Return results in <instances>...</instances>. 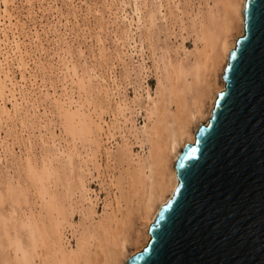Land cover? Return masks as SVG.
<instances>
[{
	"label": "rangeland",
	"instance_id": "obj_1",
	"mask_svg": "<svg viewBox=\"0 0 264 264\" xmlns=\"http://www.w3.org/2000/svg\"><path fill=\"white\" fill-rule=\"evenodd\" d=\"M5 1L0 264H55L113 218H122L128 238L124 261L146 245L147 221L136 208L150 184L151 143L168 145L155 129L166 96L182 93V115L203 100L206 115L196 114L192 132L210 118L224 72L200 56L206 38L222 31L226 0ZM238 31L229 33L231 45ZM133 171L144 182L139 191L128 183Z\"/></svg>",
	"mask_w": 264,
	"mask_h": 264
},
{
	"label": "water",
	"instance_id": "obj_2",
	"mask_svg": "<svg viewBox=\"0 0 264 264\" xmlns=\"http://www.w3.org/2000/svg\"><path fill=\"white\" fill-rule=\"evenodd\" d=\"M206 124L175 163L178 185L126 264H264V0H245Z\"/></svg>",
	"mask_w": 264,
	"mask_h": 264
},
{
	"label": "bare ground",
	"instance_id": "obj_3",
	"mask_svg": "<svg viewBox=\"0 0 264 264\" xmlns=\"http://www.w3.org/2000/svg\"><path fill=\"white\" fill-rule=\"evenodd\" d=\"M0 2H2L4 6V8L2 9L0 8V23H1V21L5 17L6 19L9 18L7 17V15L10 16V13L7 12L8 9H6L5 7L6 1L0 0ZM244 2L245 0H226V18H225V24L222 27V31L220 32L218 37H215L214 35H210L209 37L206 38L200 58L203 63L211 64L212 66L210 67L211 68L213 67L212 69L215 70L214 72L216 74L220 67L224 72L225 67L228 63L229 52L235 46L238 36H240L243 33ZM235 28L239 30L238 32L240 34L235 38L233 45H231L228 36L229 33L231 34V31ZM2 33H4V31H2ZM4 36L7 37L6 33H4ZM0 41L3 42V39L0 38ZM224 86L225 83L223 77H222V86L216 84V81L214 82V87H216V91L213 100L211 99L213 102H212V106L210 107L209 116L211 115L217 93L223 90ZM177 93L178 94L175 95L172 94L166 96L164 107L160 111V116L158 117L155 123L156 131L157 130L160 131L167 137L168 140L167 148L161 149L160 146H157L156 143L153 144L152 142L151 145H153V147L150 148L148 157L144 161L145 167L149 171L148 178L150 184H148L147 188L145 189V193L143 194L144 195L143 199L141 201L139 200V202L137 203L138 207L136 208V211L141 218L147 221V224L145 225L146 243L150 238V234H149L150 224L154 221L160 206L166 203L170 199V197L173 195L178 185L175 163L178 160L185 145L187 143L194 142L195 134L199 126L201 124L203 125V123H201L199 126L195 127L196 129L192 132L191 124L194 120H197L196 114H198L202 118L205 117L204 116L205 113L203 111L204 109L202 110L203 100L201 101L200 98L199 100H197V104H195L196 105L195 112L182 115L181 103H182L183 95L179 90H177ZM171 104H174L176 106L175 114L171 112ZM156 114L157 111L154 110L149 112V115L147 117L148 119H150L152 116H156ZM170 116L172 117V120L169 119ZM169 120H170V128H168ZM144 127H147V123H145ZM179 145L181 146V148L178 150L177 148L179 147ZM170 162L173 163L172 168H170ZM152 175H154V180L152 179ZM151 180L153 181L151 182ZM128 183L135 185L137 191H139L141 187L143 189L144 182L140 179L137 172L135 171L131 172L130 182ZM166 193H169L168 197H165ZM154 202L156 203L158 202V206L155 209V211L151 212ZM130 208L133 209L132 206L129 207L128 210L129 212L128 215L130 214L129 217H131L132 214L130 213L132 212ZM122 223H123L122 218H117V219L113 218L112 220L106 219L104 222H98L97 224L98 228L96 227L93 228L96 234H91V235L88 234L87 237L82 239L79 252L71 253L70 256H65L61 260H56L54 263L55 264H126V262L133 254L127 256L124 261H121L122 255H125L124 251L127 245L126 243H128L127 242L128 238L121 235ZM57 224L58 223L54 222L53 219L52 227L54 228V231H56L58 228ZM135 233H136L135 243L139 244L143 232L140 231V228H137ZM143 246L144 245H142L141 248H143Z\"/></svg>",
	"mask_w": 264,
	"mask_h": 264
}]
</instances>
